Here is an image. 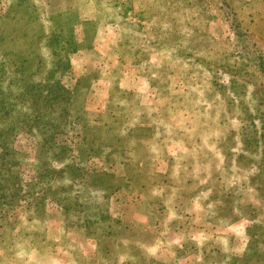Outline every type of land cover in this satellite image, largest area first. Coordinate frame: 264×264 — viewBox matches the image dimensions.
Returning <instances> with one entry per match:
<instances>
[{
  "label": "rangeland",
  "instance_id": "374dc122",
  "mask_svg": "<svg viewBox=\"0 0 264 264\" xmlns=\"http://www.w3.org/2000/svg\"><path fill=\"white\" fill-rule=\"evenodd\" d=\"M52 34L61 172L37 176L21 127L17 174L42 196L4 197L0 170V264H264V0H0L19 78L41 79Z\"/></svg>",
  "mask_w": 264,
  "mask_h": 264
},
{
  "label": "trees",
  "instance_id": "16d2710c",
  "mask_svg": "<svg viewBox=\"0 0 264 264\" xmlns=\"http://www.w3.org/2000/svg\"><path fill=\"white\" fill-rule=\"evenodd\" d=\"M10 10H13V7ZM47 45L51 47V61L40 80L32 81V79L19 78L16 75V69L8 68L9 72L7 70V67L12 64H8L6 61H10L11 58L0 59V170H4L12 179L5 189L6 192L4 191L5 194H9L4 197L11 199L16 195L19 197L31 195L39 199L42 196L40 195L41 191L33 194L35 181L21 184L17 174L18 152L12 145L15 135L21 127L26 129L30 135H37L39 138L35 153L38 162L37 176L44 174L52 176L61 172L53 170L49 165V160L53 156L56 129L63 127V123L68 119L69 106H67L64 94L69 91L59 81L54 80L53 75L58 69L68 68L69 59L66 54L67 47L61 44L55 34L51 35ZM58 45L60 46L59 50ZM42 61L41 58L38 59L37 66H42ZM5 73L11 74L7 86L5 85ZM262 169L261 174H264V166ZM72 171L75 172V170ZM16 183H19L17 194L13 189ZM23 187L26 194L21 195L20 191ZM60 203L64 207V204ZM90 213L94 216L96 212ZM103 214L104 212L101 211L97 217L102 218ZM89 221H92V218Z\"/></svg>",
  "mask_w": 264,
  "mask_h": 264
}]
</instances>
